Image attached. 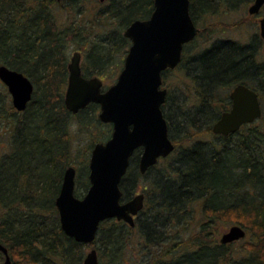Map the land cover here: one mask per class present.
<instances>
[{
  "label": "trees",
  "instance_id": "16d2710c",
  "mask_svg": "<svg viewBox=\"0 0 264 264\" xmlns=\"http://www.w3.org/2000/svg\"><path fill=\"white\" fill-rule=\"evenodd\" d=\"M81 1L0 0V65L24 73L34 84L33 97L25 110L18 111L10 103V118L3 115L2 102H5L0 91V121L9 125L10 134V150L0 157V241L8 248L12 264H83L88 244L64 233L56 207L64 173L72 164L77 165L76 196L83 197L90 187V153L81 152L82 159H72L70 123L77 117L85 127L105 125L104 138L110 136L112 125L99 120L97 103H90L76 114L67 109L70 54L66 49L74 42L72 35L86 40L83 66L86 77L103 74L115 63V69L121 70L124 60L116 61V54L125 56L131 45L124 35L125 29L136 19L149 18L154 10V0H93L90 8L69 7L68 23L60 22L57 7L65 8V2L72 5ZM190 1L194 20L196 11L212 13L216 5L236 9L254 2ZM87 12L91 15L90 23H80L79 17ZM97 22L112 27L99 32L94 29ZM195 42L196 38L185 46L177 69L167 70L163 76L175 72L203 84L197 93L198 110L205 114L216 108L214 114L209 113L213 122L205 127L211 132L216 117L227 110L226 106L215 105L222 101L231 103L228 93L220 92V96L214 87L248 85L251 77L264 94V61L258 62L255 46L229 40L199 50L187 62L185 50ZM167 104L168 99L162 110L175 149L160 159L165 166L157 163L145 174L139 169L141 149L132 156L121 182L122 200L131 199L137 183L145 178V204L135 226L117 219L100 224L95 239L100 263L109 264L105 259L121 255L126 264V252L136 244L148 257L142 260L144 256H141L134 264H263L264 153L259 149L264 143L262 132L251 123L234 134L219 135L224 142L194 139L189 133L192 131L187 130L197 126V120L178 113L179 121L184 124L181 129L187 131L185 139L190 140L181 145L174 138L181 123L167 111ZM90 146L92 150L93 144ZM132 173L136 174L128 184ZM194 203L201 206L206 219L189 242L178 241L172 228L180 226ZM224 216L253 224L256 235L250 240L254 248L249 254L237 257L231 243L222 244L213 238L216 220ZM4 260L0 252V264Z\"/></svg>",
  "mask_w": 264,
  "mask_h": 264
},
{
  "label": "water",
  "instance_id": "95a60500",
  "mask_svg": "<svg viewBox=\"0 0 264 264\" xmlns=\"http://www.w3.org/2000/svg\"><path fill=\"white\" fill-rule=\"evenodd\" d=\"M190 5V0H154L150 17L136 19L126 28L124 35L131 45L116 81L106 89L98 76L83 75L80 51L73 54L68 64L67 109L76 114L90 103H97L100 105L99 120L112 124L110 138L96 143L91 151L90 187L84 196L75 194L77 170L71 165L64 173L56 198L61 228L77 242H94L100 224L107 219L134 226L135 218L144 207L145 194L142 192L123 201L121 189L132 156L141 149L139 169L145 174L175 149L162 110L168 93L163 87V73L180 64L185 45L199 32ZM263 6L264 0H254L248 11L255 15ZM260 32L264 41V17L260 19ZM0 80L8 87L13 106L18 111L25 110L34 93L30 78L0 65ZM230 98L232 106L214 122V134H234L262 116L259 93L250 86L237 84ZM246 234L244 227L233 225L222 235L220 243H233ZM0 252L5 255L3 264H12L8 248L1 241ZM84 264H101L96 248L87 252Z\"/></svg>",
  "mask_w": 264,
  "mask_h": 264
},
{
  "label": "rangeland",
  "instance_id": "374dc122",
  "mask_svg": "<svg viewBox=\"0 0 264 264\" xmlns=\"http://www.w3.org/2000/svg\"><path fill=\"white\" fill-rule=\"evenodd\" d=\"M93 0H82L79 2V4L73 3L72 5H69L68 2H65V8L59 6L57 7L58 10V18L60 19V22H67L69 18V13L67 14V10L71 9L69 7H80V8H90L92 5ZM253 3V2H252ZM248 5H241L239 8L233 9L226 7L225 4L216 5L215 12H204L202 10L196 11V17L195 22L200 29V32L198 36L196 37V42L194 44H191L188 46L186 59L188 62V59L192 56H195L197 52L204 48H209L211 45H213L215 42L220 41H234L238 42L240 44H244L247 46H250L254 48L256 47L257 50V58L258 62L264 61V41L261 36L260 32V18L264 16V7L262 8V11L259 14L252 15L249 13V6ZM89 17H91L90 14L82 15V17H79L78 20L80 23H90L88 22ZM91 24H88L90 27ZM112 27V24L107 23H101L97 22L95 25V30L102 32L103 30H109ZM70 38L73 39L74 42L70 44V47L66 49V53L70 54V61L73 56V54L76 51L81 52V65L82 70L84 66L85 61V51L84 48L87 45L86 40L82 39L81 37H78L75 39L74 35ZM202 47V48H201ZM126 56V55H125ZM124 54H116V61L118 60H124ZM183 58V57H182ZM69 61V63H70ZM181 63V62H180ZM179 66V65H178ZM177 66V67H178ZM172 69V71H175L177 69ZM116 68V63L112 66H110V69L104 72L100 75H94L99 76L103 83H104V89L109 87L111 85V82H115L114 80L117 79L118 74L120 73V69ZM164 78V87L168 90L167 93V99H168V107L167 111L171 112L174 117L175 121L181 123L179 120L181 117L178 115V113L181 115L183 114L186 117L193 116L197 120V126H194L187 131L191 130V135H193L194 139H204L205 141H214L215 143L224 142L225 139H222L219 135L214 134L212 131L207 132L206 126L209 123H212L209 119L210 114H214L216 112L215 109H209V113H201L199 108V88L203 86L202 83H194L193 80L190 78H184L182 76L177 75L175 72H171L166 74ZM250 79V86L254 90H256L260 95H262V98L260 97L263 113L262 116L254 122V126L257 128V130L260 133L261 136H264V94L257 88V83L249 77ZM112 83V84H113ZM237 84H233L229 87H214V91H217L216 93H219L221 96V93L223 95L229 94L233 90V88ZM0 91L3 95L4 104L3 105V115L7 116V118H10V115L8 113L10 103L12 104V96L8 90V87L0 80ZM221 92V93H220ZM198 93V94H197ZM169 95V96H168ZM167 101V100H166ZM166 103V102H165ZM164 103V104H165ZM163 104V105H164ZM171 104V105H170ZM170 105V106H169ZM230 104L225 103V101L219 102V104L215 105L218 106V108H221L223 106H226L228 109ZM206 108V107H205ZM163 109V106H162ZM164 112V111H163ZM11 113V112H10ZM197 113V114H196ZM221 114H219L216 117V120L220 117ZM9 116V117H8ZM79 118L77 117L73 118V120L70 123L71 126V140H72V151H71V157L76 161L79 159H82L81 155L79 157V154L81 152L83 153H90L88 154L89 158L91 156V144H93V147L96 143L106 141L109 137L104 138V133L107 131V126L105 125H89V127H85L83 124H79ZM5 121H0V157L5 152H8L10 150V137H9V129L7 126H5L3 123ZM184 126V124H179V127H176L174 138L177 140V143H180L181 145H186L190 142V140L185 139V133L187 131L182 130L181 128ZM197 131H199L197 133ZM173 140V139H172ZM174 142V141H173ZM175 143V142H174ZM93 149V148H92ZM259 149L264 153V143H261ZM172 154V153H171ZM170 154V155H171ZM74 167H77L76 164H72ZM165 166L164 162H158V166ZM134 174H130L128 177V184L130 183V180L134 178ZM144 179V181H143ZM141 179L134 190L133 196L139 193H144L145 195L147 192L144 190L145 186L147 185L145 178ZM146 198V197H145ZM138 217V216H137ZM135 218V221L137 219ZM228 216H224L222 218H219L216 220V223L214 225V228L212 229V236L213 238H216L217 241H220L222 235L227 232L231 226L233 225H240L245 228L247 234L245 237L231 243V249L233 250V253L235 256L239 257L241 255H247L249 254V251H252L254 246L250 243L251 238L254 237V234L256 235L255 229L253 228V224L250 225L249 223H245L244 221H240V219L237 221L234 218H227ZM206 219V213L203 212L201 209V206L197 203L192 204L190 207V210L183 216L182 222L179 227L172 228V231H174L172 234H175V238L178 239V241L186 240L189 242L191 238H194V236L197 235L198 231L200 230L201 224ZM135 226V225H134ZM138 230L134 231V236H137ZM98 234V233H97ZM136 242H139V239L136 237L134 238ZM96 241V240H95ZM92 242L89 243L88 246L85 248V255L87 252H89L92 248H96L98 250V244ZM141 256H144L142 260L146 259L148 256L144 253L142 254V251L138 250L136 248V244L133 245V247H130V250L126 252L125 258L126 264H134L135 262H139ZM102 260V259H101ZM84 261V260H83ZM106 263L109 264H123V258L121 255H115L114 257H110L105 259ZM84 264V262H82ZM102 264H104L102 262ZM264 264V263H263Z\"/></svg>",
  "mask_w": 264,
  "mask_h": 264
},
{
  "label": "flooded vegetation",
  "instance_id": "af4514ba",
  "mask_svg": "<svg viewBox=\"0 0 264 264\" xmlns=\"http://www.w3.org/2000/svg\"><path fill=\"white\" fill-rule=\"evenodd\" d=\"M263 7H264V6H263ZM261 11H262V9H261ZM261 11H260V12H261ZM260 12H259V13H260ZM259 13H258V14H259ZM263 17H264V16H262L261 18H263ZM261 18H260V19H261ZM195 23H196V22H195ZM196 25H197V24H196ZM197 27H198V26H197ZM198 29H199V28H198ZM199 32H200V29H199ZM199 32H198V34H199ZM198 34H197V36H198ZM197 36H196V37H197ZM190 43H191V42H190ZM188 44H189V43H188ZM186 45H187V44H186ZM186 45H185V46H186ZM124 59H125V58H124ZM123 65H124V61H123ZM122 68H123V67H122ZM121 70H122V69H121ZM121 70H120V71H121ZM168 70H172V69H168ZM166 71H167V70H166ZM166 71H165V72H166ZM118 75H119V74H118ZM117 77H118V76H117ZM163 80H164V76H163ZM163 84H164V82H163ZM163 87H164V85H163ZM230 93H231V92H230ZM230 99H231V98H230ZM260 102H261V100H260ZM231 106H232V101H231V105L229 106V108H228L227 110H230ZM261 106H262V103H261ZM225 111H226V110H225ZM99 112H100V111H99ZM111 133H112V132H111ZM4 256H5V255H4Z\"/></svg>",
  "mask_w": 264,
  "mask_h": 264
}]
</instances>
